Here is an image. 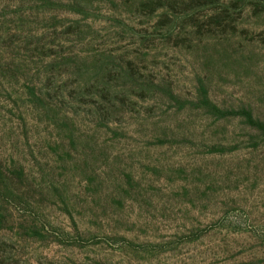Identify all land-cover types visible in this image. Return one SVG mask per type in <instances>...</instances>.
<instances>
[{"label": "rangeland", "instance_id": "rangeland-1", "mask_svg": "<svg viewBox=\"0 0 264 264\" xmlns=\"http://www.w3.org/2000/svg\"><path fill=\"white\" fill-rule=\"evenodd\" d=\"M264 0H0V264H264Z\"/></svg>", "mask_w": 264, "mask_h": 264}, {"label": "trees", "instance_id": "trees-1", "mask_svg": "<svg viewBox=\"0 0 264 264\" xmlns=\"http://www.w3.org/2000/svg\"><path fill=\"white\" fill-rule=\"evenodd\" d=\"M234 116H240L245 118L247 121L252 122L253 124H257L259 126H264V122L256 119L253 115L252 112H247V113H243V114H238V115H234Z\"/></svg>", "mask_w": 264, "mask_h": 264}]
</instances>
